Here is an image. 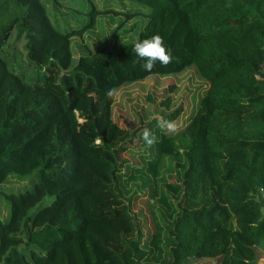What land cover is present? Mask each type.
I'll return each instance as SVG.
<instances>
[{
  "label": "trees",
  "instance_id": "obj_1",
  "mask_svg": "<svg viewBox=\"0 0 264 264\" xmlns=\"http://www.w3.org/2000/svg\"><path fill=\"white\" fill-rule=\"evenodd\" d=\"M153 35L171 59L145 71L133 44ZM86 99L129 224L122 251L90 234L80 182L95 151L74 119ZM259 192L264 0H0V264H56L66 249L75 264H255Z\"/></svg>",
  "mask_w": 264,
  "mask_h": 264
},
{
  "label": "rangeland",
  "instance_id": "obj_2",
  "mask_svg": "<svg viewBox=\"0 0 264 264\" xmlns=\"http://www.w3.org/2000/svg\"><path fill=\"white\" fill-rule=\"evenodd\" d=\"M108 26L109 24H105L104 28ZM84 43V40L74 43L76 52L80 53L78 44L83 45ZM98 110V101L86 99L82 103V112L75 113L74 119L75 128L80 138L85 140V144L91 150L95 151L94 154L87 152L85 156L86 173L80 182L81 190L88 191L86 202L94 219V226L91 228L90 234L98 241L104 251L110 253L123 250L124 236L129 233V224L124 220L125 212L121 210L108 190L109 186L104 173L108 157H106V152L100 144V139L106 135L102 131L101 120L97 118ZM113 141H117V138ZM24 182L25 179L23 178L10 177L6 181V186L16 187ZM254 199L261 203V209L264 213V194L259 192ZM0 214L3 221L9 217L8 203L3 199L0 200ZM260 249L264 254V243L260 245ZM56 264H75L71 250H64Z\"/></svg>",
  "mask_w": 264,
  "mask_h": 264
},
{
  "label": "clouds",
  "instance_id": "obj_3",
  "mask_svg": "<svg viewBox=\"0 0 264 264\" xmlns=\"http://www.w3.org/2000/svg\"><path fill=\"white\" fill-rule=\"evenodd\" d=\"M133 52L140 61H143L141 67L145 71H151L157 62L166 65L171 59V51L164 46V42L159 35L137 40L133 44ZM157 125L171 132L176 131L175 122L164 119L162 116L157 117ZM141 138L148 146L155 142V137L148 129L143 131Z\"/></svg>",
  "mask_w": 264,
  "mask_h": 264
},
{
  "label": "crops",
  "instance_id": "obj_4",
  "mask_svg": "<svg viewBox=\"0 0 264 264\" xmlns=\"http://www.w3.org/2000/svg\"><path fill=\"white\" fill-rule=\"evenodd\" d=\"M255 264H264V254L262 253L260 247H259V257L256 260Z\"/></svg>",
  "mask_w": 264,
  "mask_h": 264
}]
</instances>
